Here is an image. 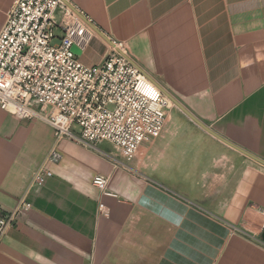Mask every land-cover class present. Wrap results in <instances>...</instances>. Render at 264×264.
<instances>
[{
  "label": "crops",
  "instance_id": "crops-1",
  "mask_svg": "<svg viewBox=\"0 0 264 264\" xmlns=\"http://www.w3.org/2000/svg\"><path fill=\"white\" fill-rule=\"evenodd\" d=\"M15 1L0 0V32ZM68 1L198 120L264 162V0ZM109 46L97 34L74 51L90 66ZM54 147L47 123L0 109V213L31 204L2 238L0 264H264V165L174 104L130 162L110 143L66 139L54 163ZM42 168L51 175L30 189Z\"/></svg>",
  "mask_w": 264,
  "mask_h": 264
},
{
  "label": "built area",
  "instance_id": "built-area-1",
  "mask_svg": "<svg viewBox=\"0 0 264 264\" xmlns=\"http://www.w3.org/2000/svg\"><path fill=\"white\" fill-rule=\"evenodd\" d=\"M67 2H14L0 32V109L53 128L50 162L60 161L56 147L66 139L92 149L110 143L130 162L161 135L173 103L131 62L124 43L109 46L100 63L84 64L74 47L85 50L97 34ZM49 175L44 168L37 171L30 189ZM108 182L98 176L93 183L106 193ZM29 210L31 204L22 199L15 209L0 213V242ZM99 210L107 214L104 205Z\"/></svg>",
  "mask_w": 264,
  "mask_h": 264
},
{
  "label": "water",
  "instance_id": "water-1",
  "mask_svg": "<svg viewBox=\"0 0 264 264\" xmlns=\"http://www.w3.org/2000/svg\"><path fill=\"white\" fill-rule=\"evenodd\" d=\"M68 6L74 10L87 24H89V26L103 39L105 40L108 44H110L111 46H115V43H113L106 35H104L97 27H95L84 15H82L72 4H70L69 2H67ZM131 62L137 66L140 70H142L136 63H134L132 60ZM143 71V70H142ZM144 72V71H143ZM145 73V72H144ZM146 74V73H145ZM147 75V74H146ZM147 77L152 80L150 78L149 75H147ZM161 91L163 92V94H165L170 100L171 102L177 106L185 115H187L191 120H193L195 123H197L203 130H205L208 134L212 135L213 137L219 139L220 141L228 144L229 146L235 148L236 150L240 151L241 153H243L244 155L254 159L255 161L261 163L264 165V162L261 161L260 159H258L257 157H255L254 155L248 153L247 151L239 148L238 146L234 145L233 143L227 141L226 139H224L223 137H221L220 135H218L216 132H214L211 128H209L207 125H205L204 123H202L200 120H198L194 115H192L183 105H181V103H179L177 101V99H175L170 93H168L164 88H162L160 85H157ZM263 238H264V234H263Z\"/></svg>",
  "mask_w": 264,
  "mask_h": 264
}]
</instances>
